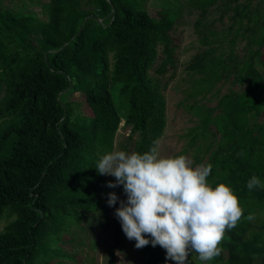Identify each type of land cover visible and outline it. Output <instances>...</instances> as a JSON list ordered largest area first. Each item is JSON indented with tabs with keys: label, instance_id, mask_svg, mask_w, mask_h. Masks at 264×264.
<instances>
[{
	"label": "trees",
	"instance_id": "1",
	"mask_svg": "<svg viewBox=\"0 0 264 264\" xmlns=\"http://www.w3.org/2000/svg\"><path fill=\"white\" fill-rule=\"evenodd\" d=\"M4 1L0 222L7 223L0 264H68L85 245L75 229L92 226L93 219L101 234L112 229L113 251L123 231L109 216L108 194L126 195L122 186H107L111 179L96 171V162L113 150L143 153L164 137L169 82L160 79L175 66L172 31L179 13L167 5L153 17L148 0H50L41 18L20 8L41 0ZM253 2L188 0L199 11L197 30L214 6L231 13V25L201 36L206 48L187 67L193 73L187 108L200 120L184 134L179 154L190 155L193 166L211 164L208 182L230 185L243 217L225 233L219 256L202 262L191 252L187 264H264V189L246 187L253 175L264 182V0ZM218 83L227 91L217 103L198 104L195 99ZM115 89L127 102L125 112L116 108ZM72 97L77 102L67 100ZM123 121L130 136L117 149ZM250 213L255 220L246 219ZM140 250L132 264H175L159 245Z\"/></svg>",
	"mask_w": 264,
	"mask_h": 264
},
{
	"label": "clouds",
	"instance_id": "2",
	"mask_svg": "<svg viewBox=\"0 0 264 264\" xmlns=\"http://www.w3.org/2000/svg\"><path fill=\"white\" fill-rule=\"evenodd\" d=\"M95 168L100 175L115 178L108 182L109 188L123 187L126 200H120L114 214L126 238L135 240L137 249L159 245L166 261L175 264H187L191 252L202 262L219 256L225 233L243 217L231 186L208 182L211 164L193 166L186 155H162L159 140L143 153L108 152L99 157ZM246 187L264 189V182L253 175ZM118 199L115 192L109 193L107 203L113 206ZM255 218L252 213L246 217Z\"/></svg>",
	"mask_w": 264,
	"mask_h": 264
},
{
	"label": "rangeland",
	"instance_id": "3",
	"mask_svg": "<svg viewBox=\"0 0 264 264\" xmlns=\"http://www.w3.org/2000/svg\"><path fill=\"white\" fill-rule=\"evenodd\" d=\"M259 0H254L253 5L257 4ZM6 0V4H8ZM50 0H41L38 5L22 4L21 9L27 12L35 13L41 18L43 15V6L49 4ZM5 4L4 0H0V7ZM170 5L172 11L179 13L177 23L172 31V39L176 45L175 49V66L173 69L169 68L165 76L161 78V82H169V87L166 91L167 97V127L164 137L160 140L161 153L165 156H178L179 152L186 147V138L184 134L188 132V129L196 125L200 118L196 112L187 108V105L191 102L187 98V90L192 85L193 73L188 70V65L194 55L204 50L206 47L200 42L201 36L212 32L221 33L226 31L231 25L230 16L231 13L225 14L220 6H214L209 10L206 17L202 19L203 24L199 30L195 28V23L199 18V11L188 5V0H148L146 4V10L153 17H159L158 12L165 6ZM219 5V4H218ZM1 9V8H0ZM225 39L231 37V31L224 34ZM245 45V42H240L238 48ZM264 53V50H263ZM264 58V55H262ZM161 59L158 64H160ZM227 85L218 83L213 92L207 97L199 96L195 100L198 104L215 105L220 95L227 91ZM116 108L120 113L125 112L127 109V102L119 94L117 89L113 90ZM68 101H76L78 98H67ZM124 121L116 136V146L126 144L124 139L129 137L131 127H124ZM134 139L138 138V134L133 135ZM132 152V151H131ZM190 160L192 158L186 153ZM197 166V165H196ZM111 181L115 182L113 176L108 175ZM116 204L109 209V216L111 219H115V209L119 207L121 198L118 197ZM92 226H89L86 222L83 223L84 228L80 230L75 229V236L77 239H81L85 242V245H80L78 250V257L76 260L68 262V264H132L133 261L140 258L141 250L135 247V240H129L126 238L124 232L121 238V247H116L113 251L108 248V241L112 237V229H109L107 233L101 234L98 230L99 223L96 219H93ZM7 223V219L0 222V231ZM144 248V247H143ZM141 248V249H143ZM66 249H70L66 246ZM119 250V255L117 254ZM123 258V259H121ZM67 262L64 259H60ZM57 262V260L55 261Z\"/></svg>",
	"mask_w": 264,
	"mask_h": 264
}]
</instances>
